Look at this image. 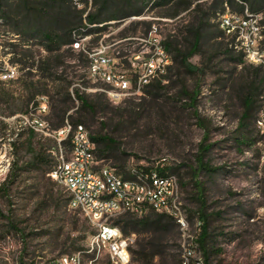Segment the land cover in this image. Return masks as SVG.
Listing matches in <instances>:
<instances>
[{"label": "rangeland", "instance_id": "rangeland-1", "mask_svg": "<svg viewBox=\"0 0 264 264\" xmlns=\"http://www.w3.org/2000/svg\"><path fill=\"white\" fill-rule=\"evenodd\" d=\"M225 2H72L84 11L73 32L78 50L72 45L58 50L39 34L33 36L35 25L18 11L19 1L0 2V264H50L74 253H81L83 264H112L105 252L97 257L91 251L95 228L69 208L65 190L50 176L56 165L55 142L43 134L30 138L26 130L19 131L13 116L33 111L38 96L33 99L32 94L40 90L48 91L44 96L51 112L58 78L85 82L82 91L87 94L104 92L106 86L88 75L94 54L108 58L116 74L123 68L128 73L132 68L143 74L146 68L153 71L160 62L156 46L164 42L172 44L164 46L171 60L167 79L147 88L141 101H132L143 108L119 118L118 106L108 100L110 110L98 114L87 129L96 134L103 123L119 124L116 128L122 130L113 135L128 161L124 168L105 163L124 177H131L133 169L157 165L178 176L189 226L182 232L174 224L164 236L167 264H264V84L257 89L254 76L260 64L251 63L244 51L247 45L264 57V17L247 9L241 13L237 5ZM227 14L231 31L222 27ZM90 15L96 18L93 24ZM195 32L202 39L189 59L199 69L193 71L184 67L178 50L191 47ZM59 55L61 69H46L43 62ZM11 71L15 77L4 79ZM248 93L253 105L244 118ZM104 131L112 133V127ZM206 146L207 152L202 150ZM200 157L214 171L201 168ZM204 223L208 236L201 247L197 240ZM129 232L130 264H145L134 252L153 233L146 226L130 227ZM163 258L155 257L153 264H164Z\"/></svg>", "mask_w": 264, "mask_h": 264}, {"label": "built area", "instance_id": "built-area-1", "mask_svg": "<svg viewBox=\"0 0 264 264\" xmlns=\"http://www.w3.org/2000/svg\"><path fill=\"white\" fill-rule=\"evenodd\" d=\"M89 1L93 0H72L77 6ZM222 27L228 31L234 27L228 14L223 16ZM258 27L257 31L260 29ZM258 36L259 39L263 37L261 33ZM72 47L75 50L80 49L77 37ZM245 47L246 58L251 63H264V57L260 58L259 51H251L247 45ZM156 48L160 62L155 71L146 68L143 74L142 70L132 68L133 72L128 73V69L123 68V73L116 74L110 67L108 58L94 54L90 58L88 75L106 86L102 91L107 94L112 104L120 106L128 100L140 101L145 87L160 76L156 73L164 74L171 63L165 47ZM14 77L15 72L11 71L5 74L4 79L11 80ZM2 80L0 76V81ZM74 86L79 87L80 84ZM33 111L13 116V119L18 120L19 131L43 134L57 145L56 165L50 176L65 190L69 208L79 211L95 228L90 245L91 251L97 257L105 252L112 264L131 263L130 248L133 240L113 223L115 218L123 214L141 217L149 211H155L173 218L180 231L187 230L189 219L182 200L180 180L176 174L162 173L164 166L157 165L149 170L133 169L131 177H124L115 167L98 159L95 143L83 125H73L66 120L61 128H52L48 120L50 108L47 96H38ZM50 264H83V256L81 253L67 254Z\"/></svg>", "mask_w": 264, "mask_h": 264}, {"label": "trees", "instance_id": "trees-1", "mask_svg": "<svg viewBox=\"0 0 264 264\" xmlns=\"http://www.w3.org/2000/svg\"><path fill=\"white\" fill-rule=\"evenodd\" d=\"M3 1L8 0H0V2ZM18 1V11L25 13V19L35 25V29L32 31L33 36H37L39 34L48 44H56L58 50H60L62 47H68L73 44V32L76 30L74 27L83 22L84 11L78 10L76 7H74L72 0ZM225 3L227 5L229 4V6L237 5L241 13H244L245 9H247L251 11L252 14H262L264 17V0H226ZM222 4H224V2H222ZM87 19L89 20L90 24H93L96 21L95 16L91 15L88 16ZM201 39L202 35L195 32L191 47L185 52L178 50V56L182 60V64L186 69L193 71L199 70L197 67L192 66V64L189 62V59L196 52H198ZM163 45L165 47H170L172 44L164 42ZM52 50L53 49L50 48L48 51L51 52ZM62 59L63 56L61 55L53 57L50 56L43 63L46 65V69H55L57 72L63 65ZM88 65H90V59L88 60ZM261 68H264V65L260 64L256 67L254 76V82L257 86V89H259V87L264 84V75L261 77ZM169 69L170 67H168L166 71ZM61 74L66 76V69L61 70ZM166 75L167 74H161L149 85H147L144 89V96L146 95L145 93L147 88H153L156 85L161 86L163 81L167 79ZM54 81H59L60 84L56 86L55 93L51 95L52 104L48 120L50 121L52 128H61L65 124L66 120H69V122H71L73 125L81 124L87 129V127H90L93 124L95 117H97L98 114L105 113L110 110V103L105 92L87 94L84 92L86 91L87 86L83 87V84L85 83L83 81H81L79 87L74 86V83L72 81H68L67 78H58ZM82 89H84V91H82ZM45 94H48V91H36L32 94V98L34 99L36 96H44ZM184 94L187 95L186 92H184ZM249 94L250 93L244 97V105L246 108L244 118L249 115L248 112L252 109L253 105V96ZM192 98L193 97H191V99ZM192 100L194 101L195 98ZM132 101L135 100H128L124 104L114 108L115 111L119 113V118H122L125 115L132 116V113H135L136 110L143 108L142 104H139L140 102L134 103ZM76 103H78L77 107ZM127 104L129 105L124 107ZM103 125L104 129L109 126L112 127V133L111 131L109 133H105L104 129H102L95 134L90 133V131L87 129L91 140L95 143L96 155L98 159L103 160L106 163L113 162V165L120 164V168H124L128 161L129 155L121 150V143L113 135V133L118 131L119 128L116 127H118L119 124L109 125L108 123H103ZM119 130H122V128ZM34 135L35 134L33 132L29 133L30 138H33ZM209 147L210 146L203 147L202 150L207 152L210 149ZM199 162L201 164V168L206 169V171H214V169H211L209 166L205 165L203 158L200 157ZM146 169L149 170L150 168ZM161 172L173 173L171 168L167 166L162 168ZM200 219L205 222L204 215H201ZM113 223L118 225L125 235L130 234V227L146 226L148 230L153 233L151 235L152 237L149 239L145 238L143 239V242L141 241L138 243L140 249L134 253L137 254L140 257V261H143L145 264H153L155 257H162L165 255V258H163L164 264H167V247L164 244L163 238L170 232L174 224L177 225L173 218L164 214L156 213L155 211H149L147 214L141 217L135 216L133 214H123L115 218ZM160 232L162 233L161 235ZM207 236V226L205 224L203 233L197 240L201 247H204ZM130 252L132 255L133 250L131 248Z\"/></svg>", "mask_w": 264, "mask_h": 264}]
</instances>
